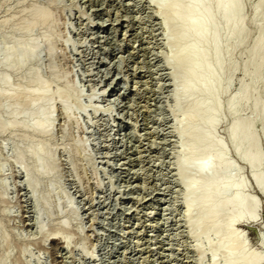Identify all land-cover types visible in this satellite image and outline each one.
Returning a JSON list of instances; mask_svg holds the SVG:
<instances>
[{"label": "rangeland", "instance_id": "374dc122", "mask_svg": "<svg viewBox=\"0 0 264 264\" xmlns=\"http://www.w3.org/2000/svg\"><path fill=\"white\" fill-rule=\"evenodd\" d=\"M257 1L244 0L248 39L226 60L221 80L227 90L219 97L215 137L226 162L239 170L229 180L245 181L246 196L261 205L257 221L238 228L246 251L263 255L264 195L229 134L232 123L244 119L264 154L263 122L253 115L254 102L264 103V81L254 84L250 63L256 39H264V9L260 21L254 15ZM157 7L151 0H0V47L32 39L44 50L25 70L0 66V91L22 93L45 83L53 97L50 136L28 130L26 115L18 119L19 131L0 133V264H213L207 243H218L217 236L210 230L195 238L189 221L196 213L188 216L185 210L178 162L188 148L176 132L189 104H175L176 65L168 59L176 45ZM41 9L51 24L27 34L25 27ZM46 31L54 60L41 43ZM231 64L238 66L232 74ZM28 71L38 76L29 80ZM242 85L255 91L253 98L232 113L230 102ZM59 90L73 95L57 98ZM14 103L19 110L17 100L0 102L1 123L11 120L4 108ZM63 104L71 108L69 119ZM41 148L49 176L36 173ZM28 175L37 186L34 193ZM54 237L69 238L70 244ZM217 259L225 264L223 255Z\"/></svg>", "mask_w": 264, "mask_h": 264}, {"label": "bare ground", "instance_id": "6f19581e", "mask_svg": "<svg viewBox=\"0 0 264 264\" xmlns=\"http://www.w3.org/2000/svg\"><path fill=\"white\" fill-rule=\"evenodd\" d=\"M151 1L157 4L158 15L164 21L165 31L169 32V40L176 45L174 54L168 59L170 65H176L173 76V78H177V83H174L176 84L174 85L175 104L178 108L184 103L189 104L176 133L185 138L188 148L186 157L179 159L178 165L184 183V193L186 192L187 195L186 214L190 216L196 213L195 219L189 221L192 235L195 238H200L202 234H206L210 230L214 231L219 240L218 243L211 240L207 243L213 253V264H219L217 259L219 255L224 256L225 264H264V254H251L246 251L245 245L241 242L243 233L238 228L239 224L253 225L259 217L261 205L258 200L246 196L245 181H231L233 178L230 176L235 175L233 172L237 167L226 162L228 158L225 157V153L227 154V152L222 147L223 143L221 144L215 137V130L221 122L219 97H222L227 90L222 85L223 79L221 80L226 71V60L231 58L234 50L242 46L248 39V32L245 29L244 0ZM262 9H264V0H258L254 7L256 22L263 17ZM50 18L47 10L41 9L36 12L34 20L24 30L30 34L40 24H51ZM45 25L43 26L45 27ZM44 33L41 43L46 45L47 53L53 59L56 51L54 52L52 41L49 42L51 40L49 33L51 32ZM42 48L36 47L32 39L25 40L24 43L9 49L0 47V55L3 56L0 59V66L8 70H25L35 59L39 58L38 56L44 51ZM52 62L54 63V61ZM250 63L253 67L254 84L263 82L264 39L261 37L256 39L252 47ZM236 64L230 65L231 74L238 69ZM54 70L57 75V69ZM28 72L27 79L29 80L31 75L38 76L37 72ZM53 73L52 75H54ZM53 78L56 79L55 76ZM2 83L5 86L10 84L7 79H2ZM44 84L38 83L33 90L16 94L0 91V102L2 100L8 102L17 100L21 106L19 110L15 103L5 106V114L8 113L11 120L9 123L0 122V133L17 131L20 128L19 117L26 115L31 118L26 125L28 130L35 134L51 135L53 97L51 98L49 95L50 84L48 83L49 87ZM71 88L68 87L69 93L72 91ZM238 92V95L234 96L230 102L232 113H236L241 108H247L255 91L242 85ZM68 94L59 90L56 97L65 99ZM72 95H68V97ZM39 106L43 107L42 111L37 110ZM70 110L71 108L67 104H63L62 112L68 119L71 117H69ZM253 115L255 120L259 119L263 122L264 127V103L258 100L254 102ZM229 134L236 153L252 170L256 189L264 195V171H258L264 164V154L262 155L258 150L252 124L244 119H237L230 126ZM44 152L41 148L37 157V159L41 157V162L37 161L38 164L36 163L38 166H36V173L40 176H49L50 170L46 168L47 165H44L46 163L42 162ZM53 173L55 170L51 172V175ZM27 178L28 186L34 193L37 186L32 183L30 175ZM241 180L243 179L241 178ZM33 198L36 200L37 197L34 195ZM62 225L64 226V224ZM200 230L202 233H199ZM53 241L70 244L69 238L54 237ZM202 250L201 246L197 247V251L201 254H203Z\"/></svg>", "mask_w": 264, "mask_h": 264}]
</instances>
